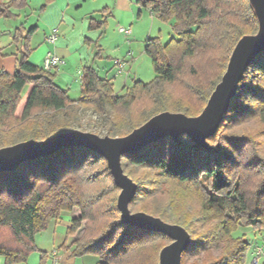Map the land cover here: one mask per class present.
Returning <instances> with one entry per match:
<instances>
[{
    "label": "trees",
    "instance_id": "16d2710c",
    "mask_svg": "<svg viewBox=\"0 0 264 264\" xmlns=\"http://www.w3.org/2000/svg\"><path fill=\"white\" fill-rule=\"evenodd\" d=\"M24 1L0 0V15L13 16L11 9ZM53 1L47 0L41 10ZM137 3L157 18L172 21L179 38L167 43L159 37L147 39L145 52L152 60L155 78L149 83L135 80L123 94H117L112 82L89 66L83 70L81 96L72 99L57 84L55 73L29 61L28 42L38 27L24 34V26L17 29L14 40L21 39L22 46L16 71L12 75L0 71V147L41 141L60 132L87 131L83 121L88 112L105 121L96 130L110 137L128 135L165 111L197 116L221 81L238 40L258 31L249 0ZM102 26L104 22L90 20V28ZM199 54L213 57V65L207 78L192 86L197 99L193 105L177 100L169 86L178 80L182 64ZM99 163L108 177L106 192L113 196V205L103 211L110 220L97 231L89 224L84 226L85 234L70 244L72 255H97L98 264H158L160 248L172 240L122 221L116 204L121 189L106 158L83 146H66L13 171L0 172V255L5 264L25 263L38 250L36 235L63 211L81 210L68 228L72 237L93 217L96 199L84 187L95 183L97 172L92 167ZM122 167L138 186L129 205L132 212L146 211L183 226L191 235L181 264H245L250 243L241 232L237 237L233 234L241 227L264 230V51L245 71L207 146L196 145L186 134L179 140L165 137L123 155ZM164 194L168 199L163 205L152 202ZM149 242L156 244L155 249L143 258Z\"/></svg>",
    "mask_w": 264,
    "mask_h": 264
},
{
    "label": "rangeland",
    "instance_id": "374dc122",
    "mask_svg": "<svg viewBox=\"0 0 264 264\" xmlns=\"http://www.w3.org/2000/svg\"><path fill=\"white\" fill-rule=\"evenodd\" d=\"M58 1L61 2L62 0H58ZM75 1L78 3V5L71 6V9H69L70 10L69 15H73V16L76 15L78 19V23L74 28H72V26L69 28H65L66 27L65 25L63 27H59L57 32L58 40L56 41V43L53 44L48 43V41L46 40L47 38L45 39L46 35L48 37L50 34L54 32L50 30L51 29L50 25L54 23V20L56 18V14H55L56 10L53 9L59 8L61 10H64L67 7L66 4L61 5V7L60 6L52 7L46 14H43V12H45L46 10L42 11L41 9L44 5H46L47 0H25L24 1L25 4L19 7H13L11 9L13 16L6 17L0 15V71H5L11 75L14 74L16 71L17 59L19 57L18 50L22 46V40L20 38H19L20 39L19 42H16L14 40V35L16 34L17 29L22 28V26H24L25 30L22 31L24 34L31 27L39 26V30L30 38L28 42L31 52L29 56V61L31 63L42 67L44 63L45 54L47 53V51H54V48L56 46L57 47L60 46L61 50L67 49L72 51L77 49V53L82 54L81 58L88 60L87 62H85V60L82 59L81 61L80 60L69 61L67 59L66 60L64 59L65 62H67L69 69L67 70L65 65L64 67H61V70H64V72L69 73V75H65L63 80H60L59 82L64 89L68 90L69 95L70 97H72V99H78L81 96L82 81L80 80V78L82 77L85 65L87 64L97 65V63L101 61L105 62L102 66L103 67L102 73L103 75H106V73H108L110 70L109 68L113 66V63L111 62H113L114 59L123 58V56L127 55V45H126L127 41H125L124 39L125 36L119 33L118 31V27L127 28L128 27L127 24L120 23L119 26L117 24L118 17L114 18V16L108 14L106 15L102 11L106 5H110V7H114L115 1L117 2L118 0H75ZM49 5L46 6V9L48 8ZM94 10L97 11L92 12ZM89 11H91V13H95L93 17L94 20L98 22H104V26H102V28L100 27L90 28L91 16L87 14L90 13ZM105 21H107L108 26H106L107 24H105ZM151 21L152 20L146 16L142 17L141 19L139 25V32H138L140 38L137 40L138 43L135 46V48L131 49L134 53L133 54L134 60L132 63L131 76L127 84L128 86L126 88H123V80H124L123 77L122 82L120 80L119 83H116L115 85L116 92L125 93L127 88L131 86L135 80H139L144 83H149L155 78V71L152 64V60L145 52L144 40L147 39V37H151V38L159 37L162 43H167L172 38L174 39L179 38V36L173 31L172 21L171 22L163 21L159 18L155 19L154 24H152ZM105 27H107L106 31H105ZM104 32L106 33L104 34ZM99 49H102L101 57H100ZM108 62H110L111 64H109ZM212 65H213V57L206 54H199L195 59H189L185 61L181 66V71L178 75V80L174 84H171L169 86V89L171 90L173 96L176 97L177 100L180 99L185 103L195 105L197 103V99H195L196 97L193 94L194 90L192 86H196L197 82L199 81L202 82L205 78H207L210 69H212ZM80 70H81V74L79 73ZM72 84H74L72 86L73 88H70L69 85L71 86ZM26 89L27 88L24 89L23 94L26 93ZM21 108L22 106L20 105L18 108V114L21 113ZM89 120H92L94 122L89 123ZM83 122H84V127L89 129L87 130L88 132L96 133L100 136H106L103 133V130L100 131L96 130L105 124V121L100 117L88 112L85 113ZM93 123L96 124V127L93 126ZM92 169H93L92 172H97L95 173L96 176L94 178L95 183L90 184L88 186L86 185L84 187V192L90 198L96 199L93 207L95 213L90 220L87 219L83 222L81 229L75 235L77 238L82 237L85 234L86 229L84 226H86L87 224L93 226L97 231L101 227V225H104L110 220L108 217L109 215L107 213H103L105 209H108L113 205V203L111 202L113 196L107 194L106 192L107 186L109 184L107 183L108 182L107 174L105 173L103 169V165L101 163L97 164L95 167H92ZM100 193H101L100 198L99 197L97 198V196ZM118 196H117V201H118ZM167 199H168L167 194H164L154 199V201L152 202L155 205H163V203H165ZM194 202L197 204V198H195ZM139 211H143V210H135L133 212H139ZM66 213H70L73 216L78 217L81 214V210L79 208H74L70 212H66V211L62 212V214H66ZM69 217L70 215L66 214L63 215L61 218L56 219L57 223L52 224L51 221L48 229L42 231V232L48 231L49 233H43V235L40 236H44V234L45 235L50 234L49 236L52 238L51 232H54V230H56L57 234H61L64 237L65 236L70 237L68 235V228H69L68 225H70V223L68 224ZM260 231H264V230H260ZM238 232H241L242 236L248 238L249 235L246 233L251 232V228L241 227L240 231L235 232L233 236L237 237L240 234ZM258 238L259 241L257 240L258 241L257 243L260 244V242L262 241V236L260 235ZM148 244L150 248L145 250V252L142 255L143 258L149 257L150 254L147 253V251L150 252L151 250V252L153 253L155 249L156 246L155 243H153L154 245L150 244V242ZM255 244H256L255 240L254 239L251 240L250 250L247 253L245 264H253L254 256H252V249L254 248ZM166 245H164L163 247H165ZM162 248H160L159 250V255ZM218 252L219 251H216V253ZM99 261H100L99 257L94 254H87L84 256L77 257V264H98ZM38 263H40V253L38 254V252L35 253V255H32V257L28 258L27 261L25 262V264H38ZM260 264L263 263L260 262Z\"/></svg>",
    "mask_w": 264,
    "mask_h": 264
},
{
    "label": "water",
    "instance_id": "95a60500",
    "mask_svg": "<svg viewBox=\"0 0 264 264\" xmlns=\"http://www.w3.org/2000/svg\"><path fill=\"white\" fill-rule=\"evenodd\" d=\"M249 3L258 21V31L238 40L221 81L198 116L161 112L121 137L74 130L60 132L41 141L19 142L0 148V172L13 171L26 161L48 156L66 146H83L97 152L106 158L115 183L121 189L117 205L122 221L169 237L172 241L160 251L159 264H181L182 254L191 244V235L179 224L169 223L143 211L130 210L129 205L138 186L124 172L122 156L137 152L165 137L179 140L183 134L188 135L196 145L207 146V139L218 131L231 100L236 96L245 71L264 51V0H249Z\"/></svg>",
    "mask_w": 264,
    "mask_h": 264
},
{
    "label": "crops",
    "instance_id": "0c3cea01",
    "mask_svg": "<svg viewBox=\"0 0 264 264\" xmlns=\"http://www.w3.org/2000/svg\"><path fill=\"white\" fill-rule=\"evenodd\" d=\"M65 4L67 7L64 10H61L59 8L53 9V10H56V12H55L56 18L54 20V23H52L50 25L51 31L58 32V28L63 27L64 25L66 26L65 28H69L71 26H72V28H74L76 26V24L78 23V19H77L76 15H74V16L69 15V12H70L69 9H71V6L78 5V3L75 0H62L61 2H59L58 0H54L48 6V8L45 9L46 11L43 12V14H46L52 7H55V6L61 7V5H65ZM96 11L97 10H94L92 12H96ZM102 11L106 15L108 14V15L114 16V18L118 17L117 24L119 26H120V23L127 24V26H128L127 28L118 27L119 33L123 34L125 36V38H124L125 41H127V43H126L127 55L123 56V58L114 59V61L111 62V63H113V66L111 68H109L110 70L108 73H106V75H103V73H102V68H103L102 66L105 62L101 61V62L97 63V65L96 64H90V65L87 64V65H85V67L86 66L87 67L92 66L98 72V75L101 78L110 80L114 86V91L116 92L115 85H116V83H119L120 80L122 82L123 77H124L123 88H126L128 86L127 84H128L129 79H130V76H131L132 63L134 60V57H133L134 53L131 49L135 48V46L138 43L137 40L140 38V35L138 32H139V25H140L142 17H145V16L149 17L152 20L151 21L152 24H154V21L157 17L152 13V11L150 9L142 8L137 3V0H118L117 2L115 1L114 7H110V5H106ZM89 12L90 13H87V14H89L91 16V19H92L94 17L95 13H91V11H89ZM105 24H107L106 26H108L107 21H105ZM37 27H38V29H37V31H38L39 26H37ZM106 28L107 27H105V31H106ZM120 28H123L125 31H121ZM105 33L106 32H104V34ZM46 38H47V35H46L45 39ZM149 38H151V37H147V39H149ZM147 39L144 40L145 45H146ZM48 43H50V42H48ZM50 44H53V43H50ZM121 48H119V49H121ZM101 50L102 49H99L100 57H101V52H102ZM48 52H53L56 55L62 57L63 59H65V60L67 59L69 61H79V60L81 61V59H82L81 58L82 54H78L77 49L72 50V51L67 50V49L61 50L60 46L59 47L56 46L54 48V51H47V53ZM46 54H45V56H46ZM82 60H85V62L88 61L87 59H84V58ZM108 63L111 64L110 62H108ZM43 66H44V63H43ZM64 66L66 67L67 70L69 69L67 62H65V64L63 66H60L59 68H56L53 71V73H55V75H56V82L61 87H62V85H60L59 81L63 80L65 75H69V73L64 72V70H61V67H64ZM79 73L81 74V70L79 71ZM81 79H82V77L80 78V80ZM73 85L74 84H72L71 86L69 85V87L73 88L72 87ZM116 93L122 94L123 92H116ZM66 214L70 215L68 224L70 223V225H71L72 218H75L76 216H73L70 213H66ZM66 214H62L60 216V218ZM53 223H57V220H52V224ZM70 225H68V227ZM43 233H49V232L45 231V232H42V233H39L36 235V244H37L38 250L33 252L30 255V257H32V255H35V253L38 252V254L40 253V263H38V264H77V257L72 255V249L70 248V244L74 239L77 238L76 236H74V237L65 236L64 237L61 234H57L56 230H54V232H51L52 233V238H51L49 236L50 234H46V235L44 234V236H40V235H43ZM246 234L249 235L248 238L245 237V239H247V241L249 243L253 239L256 242L254 248L252 249V256H254L256 246L260 245L261 243H264V231H254V230L252 231V229H251V232H247ZM260 235L262 236V241L259 244L257 242L259 241L258 237ZM42 254H43V256H42ZM1 257H3V256L0 255V264H5V258L4 257L1 258ZM262 261H261V263L264 264V259H262ZM20 264H25V263H20Z\"/></svg>",
    "mask_w": 264,
    "mask_h": 264
},
{
    "label": "built area",
    "instance_id": "2783aa9c",
    "mask_svg": "<svg viewBox=\"0 0 264 264\" xmlns=\"http://www.w3.org/2000/svg\"><path fill=\"white\" fill-rule=\"evenodd\" d=\"M121 31H125L123 28H120ZM58 39V33L54 31L47 37V41L50 43H55ZM65 64V60L56 55L53 52H48L44 58V66L43 68L48 72H53L56 68ZM264 259V243L261 245L256 246L254 257H253V264H260V262Z\"/></svg>",
    "mask_w": 264,
    "mask_h": 264
}]
</instances>
